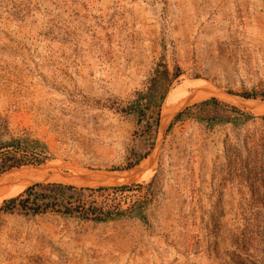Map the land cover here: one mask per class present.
I'll return each mask as SVG.
<instances>
[{"label":"rangeland","instance_id":"374dc122","mask_svg":"<svg viewBox=\"0 0 264 264\" xmlns=\"http://www.w3.org/2000/svg\"><path fill=\"white\" fill-rule=\"evenodd\" d=\"M262 108L264 0H0V264H264ZM38 184L111 220L3 210Z\"/></svg>","mask_w":264,"mask_h":264},{"label":"trees","instance_id":"16d2710c","mask_svg":"<svg viewBox=\"0 0 264 264\" xmlns=\"http://www.w3.org/2000/svg\"><path fill=\"white\" fill-rule=\"evenodd\" d=\"M21 142H28L27 139H12L7 143L0 144L2 149L0 158V172L9 170L14 167L26 165L30 163L40 164L41 160L36 157L17 158L16 155L9 153V149H15ZM35 146H39V153L42 155L45 146L38 141L32 142ZM33 161V162H30ZM40 187L43 191H37ZM122 186L119 189H125ZM108 188H80L72 186H63L61 184L34 185L25 189L16 197L10 198L4 202L3 210L13 212L18 210L28 215H39L50 212H59L63 215H78L82 220H91L95 222H107L111 220L109 211H105L102 207H95L92 203L87 202L86 198L91 197L94 193L103 194Z\"/></svg>","mask_w":264,"mask_h":264},{"label":"bare ground","instance_id":"6f19581e","mask_svg":"<svg viewBox=\"0 0 264 264\" xmlns=\"http://www.w3.org/2000/svg\"><path fill=\"white\" fill-rule=\"evenodd\" d=\"M184 80H185V79H184ZM187 80H188V79H187ZM202 85L204 86V84H202ZM200 86H201V81H198V80H196V81H185L181 86H178L176 89L172 90L169 94H167V97L165 98V105L168 106V107H170V106H174L175 104H177V102L180 101L181 98H184L185 96H188V97H189L190 95H192L191 93H189V91H188L189 89H196V88H198V87H200ZM205 86H206V87H207V86L209 87L210 85H205ZM210 88H211V87H210ZM210 88H209V89H210ZM198 89H199V88H198ZM198 89H197V90H198ZM200 90H201V89H200ZM204 90H206V89H203L202 91H198V92H203ZM207 90H208V88H207ZM211 90H213V89H211ZM191 91H192V90H191ZM215 91H216V90L214 89L213 92H215ZM194 92H195V95H196V91H195V90H194ZM204 92H205V91H204ZM206 92H207V91H206ZM210 93H211V91H210ZM215 93H216V92H215ZM215 93H214V95H215ZM217 93H219V92H217ZM217 93H216V94H217ZM202 94H204V93H202ZM204 95H205V94H204ZM208 95H209V92H208ZM212 95H213V94H212ZM214 95H213V96H214ZM217 95H218V94H217ZM191 97H192V96H191ZM200 97H201V96H200ZM206 97H207V96H206ZM218 97H219V96H218ZM202 98H203V97H202ZM219 98H220V97H219ZM228 98H229V97H228ZM188 99H189V98H187V102H188ZM190 100H191V99H190ZM184 101H185V100H184ZM184 101H182V103H183ZM224 101H225V100H224ZM187 102H186V103H187ZM232 102H233V101H232ZM254 102H255V101H254ZM254 102L252 101L251 104L254 103ZM186 103H185V104H186ZM189 103H190V101H189ZM229 103H230V102H229ZM236 103H239V102H236ZM244 103H245V102H244ZM187 104H188V103H187ZM233 104H234V103H233ZM239 104H240V103H239ZM249 104H250V103H249ZM257 104H258V103H256V105H257ZM259 104H261V103H259ZM183 105H184V104H183ZM243 105H244V104H243ZM184 106H185V105H184ZM246 106H248V105H246ZM253 106L255 107V105H253ZM261 106H263V104H261ZM177 107H179V106H177ZM249 107H252V106H249ZM258 107H259V106H258ZM258 107H257V108H258ZM259 108H260V107H259ZM255 109H256V108H255ZM262 109H264V108H262ZM177 110H178V109H177ZM174 111H175V110H174ZM254 111H255V110H254ZM251 112H252V111H251ZM162 113H163V112H162ZM170 113H171V112H170ZM173 113H174V112H173ZM261 113H262V112H261ZM167 114H168V113H167ZM167 114H166V115H167ZM259 114H260V113H259ZM263 114H264V113H263ZM161 116H163V115L161 114ZM161 116H160V117H161ZM169 116H170V115H169ZM169 116H168V117H169ZM165 117H167V116H165ZM168 117H167V118H168ZM170 118H171V117H170ZM170 118H169V119H170ZM161 119H162V117H161ZM163 119H164V118H163ZM163 119H162V121H163ZM166 120H167V119H166ZM166 120H165V121H166ZM168 122H169V121H167V123H165V124H168ZM161 124H162V122H161ZM163 125H164V124H163ZM161 128H162V127H161ZM162 129H163V128H162ZM52 165H53V164H52ZM52 165H51V166H52ZM41 168L43 169V167H41ZM41 168H40V169H41ZM57 168H58V167H57ZM40 169H39V170H40ZM48 169H49V168H48ZM33 170H34V169H33ZM33 170H32V171H33ZM16 171H17V170H16ZM18 171H19V170H18ZM27 171H28V170H27ZM35 171H36V170H35ZM42 171H43V170H42ZM144 171H145V169H144ZM45 172H46V171H45ZM45 172H44V173H45ZM9 173H10V172H9ZM39 174H40V172L38 173V175H39ZM42 174H43V173H42ZM42 174H41V175H42ZM45 174H46V173H45ZM91 174H92V172H91ZM93 174H94V173H93ZM100 174H102V173H100ZM100 174H99V175H100ZM107 174H109V173H107ZM11 175H12V172H11ZM36 175H37V174H36ZM43 175H44V174H43ZM4 176L7 177L6 174H5ZM8 176H9V175H8ZM21 176H22V177H27L28 179H32V178H34V175H27V174H25V173H24V174H20V177H21ZM65 176H66V175H65ZM78 176H79V174H78ZM95 176H96V175H95ZM102 176H104V175L102 174ZM105 176L107 177V175H105ZM105 176H104V177H105ZM111 176H112V175H111ZM111 176L109 175V177H111ZM115 176H116V175H115ZM123 176H124V175H123ZM125 176H126V175H125ZM125 176H124V177H125ZM128 176H129V175H127V177H128ZM18 177H19V176H18ZM37 177H38V176H37ZM41 177H42V176H41ZM70 177H71V176H70ZM81 177H82V176H81ZM81 177H80V179H81ZM90 177H91V176H90ZM104 177H103V178H104ZM117 177H119V176H117ZM127 177H126V178H127ZM3 178H4V177H3ZM10 178H11V177H10ZM10 178H9V179H10ZM12 178H13V176H12ZM35 178H36V177H35ZM71 178H73V176H72ZM91 178H94V175H93V177H91ZM100 178H101V177H100ZM113 178H114V177H113ZM120 178H121V176H120ZM137 178H138V177H137ZM28 179H26V180H28ZM74 179H75V178H74ZM78 179H79V178H78ZM106 179H107V178H106ZM17 180H20V178H19V179L17 178ZM35 180H38V178L35 179ZM93 180H95V179H91V182H92V183H94ZM102 180H103V179H102ZM104 180H105V179H104ZM109 180H110V179H108V181H109ZM111 180H112V178H111ZM116 180H117V179H116ZM2 181H3V180H2ZM6 181H8V178H6ZM9 181H10V180H9ZM33 181H34V180H33ZM74 181H76V180H74ZM85 181H86V180H84L83 182H85ZM87 181H88L87 183H89V179H88ZM96 181H97V180H96ZM125 181H126V179H125ZM131 181H132V180H131ZM28 182H29V181H28ZM35 182H36V181H35ZM102 182H103V181H102ZM104 182H106V181H104ZM110 182L112 183V181H109V183H110ZM1 183H2V182H1ZM25 183H26V182H24V184H25ZM32 183H33V182H32ZM100 183H101V182H100ZM114 183H115V182H114ZM117 183H119V182H117ZM122 183H123V182H122ZM125 183H126V182H125ZM9 184H10V183H9ZM30 184H31V183H30ZM17 185H18V184H17ZM27 185H28V184H27ZM109 185H110V184H109ZM116 185H117V184H116ZM4 186H5V185H4ZM21 186H22V184H21ZM13 188H14V187H12V188L10 187L9 190H11V189H13ZM15 188H16V187H15ZM21 188H22V187H21ZM9 190H8V191H9ZM19 190H20V189H18L17 191H19ZM22 190H23V189H22ZM13 191H14V190H13ZM13 191H12V192H13ZM15 191H16V190H15ZM15 193H19V192H15ZM8 195H9V194H8ZM8 195H7V196H8ZM15 195H16V194H15ZM3 196H4V195H2V197H3ZM13 196H14V195H13ZM0 197H1V196H0ZM2 197H1V198H2ZM4 197H5V196H4ZM11 197H12V196H11Z\"/></svg>","mask_w":264,"mask_h":264}]
</instances>
